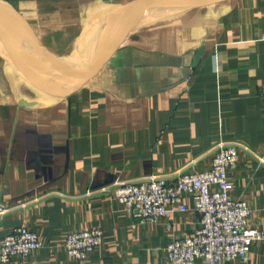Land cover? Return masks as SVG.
Masks as SVG:
<instances>
[{
	"label": "crops",
	"instance_id": "crops-1",
	"mask_svg": "<svg viewBox=\"0 0 264 264\" xmlns=\"http://www.w3.org/2000/svg\"><path fill=\"white\" fill-rule=\"evenodd\" d=\"M2 1L21 13L31 49L57 72L104 17L143 0ZM7 68L0 204L9 211L0 238L27 226L43 246L6 264H170L169 243L201 223L191 199L189 211L146 224L124 211L115 183L208 169L221 140L239 144L232 195L264 231V0L147 19L95 58L79 90L51 105L32 106L51 97ZM94 228L103 231L101 246L84 261L70 258L67 236ZM226 264H264V240L246 260Z\"/></svg>",
	"mask_w": 264,
	"mask_h": 264
},
{
	"label": "built area",
	"instance_id": "built-area-1",
	"mask_svg": "<svg viewBox=\"0 0 264 264\" xmlns=\"http://www.w3.org/2000/svg\"><path fill=\"white\" fill-rule=\"evenodd\" d=\"M216 148L211 166L203 171L178 172L175 179H171L172 174H151L115 183L114 195L124 211L146 224L189 211L185 199H191L192 209L201 215V223L192 235L175 237L169 243L170 264H226L246 260L252 245L264 240V231L250 224L248 203L232 195L234 182L229 172L238 164L239 144L221 140ZM8 211L0 204V217ZM103 237L99 228L84 229L70 233L63 245L70 258L84 261L101 246ZM42 246L37 232L27 226L17 227L0 238V264L15 257L28 258Z\"/></svg>",
	"mask_w": 264,
	"mask_h": 264
},
{
	"label": "water",
	"instance_id": "water-1",
	"mask_svg": "<svg viewBox=\"0 0 264 264\" xmlns=\"http://www.w3.org/2000/svg\"><path fill=\"white\" fill-rule=\"evenodd\" d=\"M223 1L226 0H143L118 7L87 35L75 71L61 75L51 71L46 65L48 62L31 49L26 21L21 13L12 4L0 0V24L17 32L12 35L0 28V52L13 68L25 74L34 88L51 97L47 102H36L32 106L51 105L79 90L90 74L95 58L143 21Z\"/></svg>",
	"mask_w": 264,
	"mask_h": 264
},
{
	"label": "bare ground",
	"instance_id": "bare-ground-1",
	"mask_svg": "<svg viewBox=\"0 0 264 264\" xmlns=\"http://www.w3.org/2000/svg\"><path fill=\"white\" fill-rule=\"evenodd\" d=\"M1 27H2V29L6 30V31H9L12 35H16L15 34V30L11 29L7 25L0 24V28ZM80 59H81V50H80V54L75 59H73V58L69 59L68 65L66 67H64L63 69H61L60 71H57L55 73H58V74H61V75H69V74L73 73L75 71V69L77 68L78 64H79ZM1 60H3L6 64H8V60L5 58V56L3 54H2ZM52 66L50 65L49 67L52 68ZM14 70L16 71V73L20 77V79L25 80L27 82V85H26L27 88L28 87H30V88L33 87V85L28 81V79L25 78V76L21 75L16 68H14ZM32 89H35V88L33 87Z\"/></svg>",
	"mask_w": 264,
	"mask_h": 264
},
{
	"label": "rangeland",
	"instance_id": "rangeland-1",
	"mask_svg": "<svg viewBox=\"0 0 264 264\" xmlns=\"http://www.w3.org/2000/svg\"><path fill=\"white\" fill-rule=\"evenodd\" d=\"M79 54H80V50L78 52L74 53L72 55V58L75 59ZM68 61H69V59L67 61H65V64H67ZM1 67H6V68L8 67L9 69L7 68L8 69L7 73H10V77H11V79H13L11 71H15L14 68L9 63L5 64V62L3 60H1V58H0V69H1ZM22 81L24 83V86H26L27 82L25 80H22Z\"/></svg>",
	"mask_w": 264,
	"mask_h": 264
}]
</instances>
